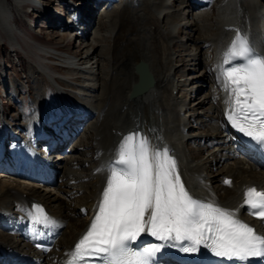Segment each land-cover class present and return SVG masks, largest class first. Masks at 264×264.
<instances>
[{"label": "bare ground", "instance_id": "6f19581e", "mask_svg": "<svg viewBox=\"0 0 264 264\" xmlns=\"http://www.w3.org/2000/svg\"><path fill=\"white\" fill-rule=\"evenodd\" d=\"M175 1L122 0L114 9L105 11L100 29H95L96 36L94 35L93 41L88 40L84 46L79 44L75 46V51L69 52L67 45L47 48L32 37L29 41L30 34L22 33L18 27L22 18H30L24 11L26 6L35 7L34 13L39 14L40 18L41 15L43 18L47 16V12H41L44 1L0 0V46L9 44L13 53L19 51L17 53L29 61V75L34 77L35 84L39 83L35 76L38 73L44 74L50 80L56 91L54 108L59 107L58 111L78 109L84 116L86 114L89 125L74 147L69 148L73 154L64 158L60 164L66 182L64 186L60 185L62 188L59 193L52 190L49 193L44 192V189L28 181L30 174L27 170H22V173L0 166V211L12 208L17 213L23 202L38 199L46 203L56 215L61 214L65 223L69 220L68 227L53 252L55 261L52 264H64L70 255L73 242L89 228L94 202L101 197L99 191L107 182L104 167L113 156L116 145L132 130L142 129L155 145L163 144L172 148L179 157L178 163L183 171L180 178L184 180L186 190L201 202L218 203L219 207L226 209L243 201L239 192L241 186L253 184L264 188V170L258 169L252 161L249 163L238 160L225 164L224 157H230L236 147L230 139L227 143L224 133L218 131L222 125L215 122L219 120L216 119L218 116L221 117L225 105H228L225 96L227 92H224L225 82L221 74L226 71L221 65L224 58H220L215 52L224 42H232V34H237L238 30L244 28L245 20L234 16L235 11L227 15L223 12L214 15L204 12L195 20H188L193 8L192 2ZM101 3L100 11L92 13L95 14V19L96 14L109 7L112 1L105 0L104 3L103 0ZM80 9L82 11V7ZM47 10L50 14L51 7ZM91 16L85 19L82 13L79 17L75 16L79 25L82 22L84 24L80 26L83 32L86 30L84 41L94 34L91 31L98 22L94 26L90 25L93 20ZM226 20L230 23L226 24ZM110 24L112 29L104 30V25L109 27ZM52 26L55 24L46 27ZM73 27L76 28L75 25ZM64 30L60 33L56 29V32L62 34ZM34 32L38 34L36 29ZM80 33L74 34L78 43L82 42H79ZM182 33L186 34L184 39L179 37ZM69 36L61 35L62 39H68ZM188 43L194 44V48L190 49L191 53H188ZM255 43L264 53V19L258 23ZM178 47L187 50L186 54L180 55ZM255 49L258 50L256 47ZM206 50L210 53L204 58L205 70L197 72L200 61L203 64L201 55ZM180 56L182 59L178 61ZM31 58L37 60L32 62ZM190 59L195 62L190 63ZM141 64L145 66L150 77L147 82L152 81V84L144 93L132 97L134 86L139 82L137 67ZM50 65L63 73L49 72L47 67ZM190 66L196 67L192 71ZM190 71L196 74L188 77ZM5 81L6 78L0 76L3 86L7 85ZM12 89L16 101V92L21 94V89L19 86ZM202 92L206 93L201 98ZM71 95L77 96L76 99L83 102L84 107L73 105L75 102L70 100ZM49 100L41 93L36 94L34 100H31L32 103L30 102L32 107L29 105V111L22 112L21 119L35 122L40 118V124L47 123L49 112H55L50 108ZM191 100L195 101L193 106L190 104ZM190 109L191 112L188 111ZM91 118L93 119L89 120ZM208 119L216 125H207ZM16 121L21 123L19 119ZM186 128L200 135L199 141L205 137V142L213 151L192 148L189 143H197L198 139L191 137L192 133L187 132ZM84 153L91 156L84 157ZM215 167L218 168L216 172ZM224 176L234 178L235 182L223 194L220 191V182ZM209 184L212 187H208ZM60 193L65 194L71 201H64L65 198ZM75 195L78 199L74 198ZM67 208L72 215L76 214L73 211H77L82 218L70 215L66 218L67 214L64 215V212ZM80 208H83L84 215ZM0 235H4L0 237V250L19 247L18 241L3 231Z\"/></svg>", "mask_w": 264, "mask_h": 264}, {"label": "snow or ice", "instance_id": "6c2138e0", "mask_svg": "<svg viewBox=\"0 0 264 264\" xmlns=\"http://www.w3.org/2000/svg\"><path fill=\"white\" fill-rule=\"evenodd\" d=\"M233 60L241 62L222 73L231 102L227 119L251 138L249 147L264 154V57L237 32L224 62ZM109 173L98 214L77 242L69 264H156L155 254L162 248L196 252L200 245L216 257L242 264L264 258V236L236 218L234 211L191 197L168 149L150 155L147 137L127 135ZM244 197L249 214L264 220V192L252 187ZM35 211L43 213L40 207ZM145 231L164 243L137 250L133 244Z\"/></svg>", "mask_w": 264, "mask_h": 264}, {"label": "rangeland", "instance_id": "374dc122", "mask_svg": "<svg viewBox=\"0 0 264 264\" xmlns=\"http://www.w3.org/2000/svg\"><path fill=\"white\" fill-rule=\"evenodd\" d=\"M39 1H44L43 3L45 4L44 5V7H42L41 8V12H47V16H49V10H47V8L52 4V2H53V0H39ZM90 1H93V0H87V3L86 4H84V6H82V5H80L81 7H82V9H83V12L84 13H86V10H84V9H86L88 6H90V4L92 3V2H90ZM97 1V0H96ZM100 1V2H99ZM112 1V3L110 4V6H109V8H108V11L109 10H111V5L112 6H114L115 4H118V0H111ZM80 2H81V0H80ZM97 2H99V5H102L103 3H101V2H103V0H98ZM108 2V1H107ZM175 2H177V0L175 1ZM9 3H11V1H9ZM75 3V2H74ZM104 3H105V0H104ZM81 4V3H80ZM98 4V3H97ZM176 4V3H175ZM106 6V5H105ZM80 7V8H81ZM84 7V8H83ZM27 9H29V7L28 6H26L25 8H24V11L25 12H27ZM193 10V8L191 9V11ZM74 11H76V9H74ZM98 11H100V9L99 10H91L89 13H87V17L88 16H91L92 15V13L94 12V13H96V12H98ZM28 13V12H27ZM30 15V18L29 19H23L22 18V20L21 21H19V23H18V27H19V29H20V31H22V33H27V34H30V36H29V38H28V40L32 37L33 39H36L37 41H39L40 43H41V45H46L47 46V48H51V47H58L59 45L60 46H66L67 45V51H69V52H71V51H75L76 49H75V46H79V44H81V46H84V44L88 41V38L87 39H85V41L83 40L81 43H78V41H77V39L74 37L75 35L74 34H77V33H80L81 32V30H78V28L76 29V28H74L73 26H74V23H71L72 21H68V27L67 28H65V30H64V33H62V34H68V35H70L69 36V38L68 39H62V37H61V35L62 34H58L57 32H56V29H58L57 28V26L55 25V26H52V27H46L45 26V24H46V22H44V21H42L44 18H43V16L41 15V17L43 18H40V15L39 14H37V13H34L33 15L35 16L34 18L35 19H33V20H31V15L32 14H29ZM97 16H96V19H95V14H93L91 17H93V20H92V23L90 24V25H92V26H94L95 24H96V21H98L97 22V24L94 26V29H92V33H93V31L94 32H96V28L97 29H100V27H101V22H102V17H103V15H102V17L101 18H97V17H99L100 15H101V12H99L98 14H96ZM191 12H190V14L188 15V20H191L190 18H191ZM75 16H80V14H78V15H75ZM117 16V15H116ZM33 17V16H32ZM86 17V18H87ZM33 21V22H32ZM118 22H120V21H118ZM117 22V23H118ZM78 24H79V22H78ZM113 24H115V23H113ZM50 25V24H49ZM119 25V24H118ZM119 26H121V25H119ZM118 26V27H119ZM112 24H110V26L109 27H106V25H104V30H110V29H112ZM32 28H34V29H32ZM37 30V33L38 34H36V32H34V30ZM117 29H119V28H117ZM91 33V34H92ZM80 35V34H79ZM185 36H186V34L184 33H182V34H180V39H184L185 38ZM76 37H77V35H76ZM78 38V37H77ZM32 39V40H33ZM76 39V40H75ZM29 41H31V40H29ZM90 41V40H89ZM88 43V42H87ZM91 43V42H90ZM109 44V43H108ZM86 45V44H85ZM188 45L190 46V48H188V53H191L192 51H190V49L193 47L194 48V44L193 43H188ZM205 46V45H204ZM203 48V47H202ZM15 50H17V49H15ZM177 50L180 52L179 54L180 55H184V54H186V52H187V50H184L183 48H181V47H178L177 48ZM192 50V49H191ZM18 53H19V51H17ZM17 52H15V53H13V50L11 49V47L9 46V44H4V45H1L0 46V65H1V68H0V71L2 70V68H4V70H2L1 72H3L4 74H5V72H6V68H5V65L7 64V65H9V67H7V72H8V74H9V68H11L10 69V79H11V81H14V82H12L11 84H10V81H9V79H8V77L6 78V83H7V87L11 90V88H14V86H19L20 87V89H21V94H22V91H23V87L26 89V88H28L29 86H30V89L33 91V94H34V97H32V99L34 100V98L36 97V94H38V93H41L40 92V89L38 88L39 86H43V84H42V82H41V80L43 81V77L42 76H44L45 77V75L44 74H42V73H38V74H35V76H36V79H37V81H39V83H37L36 82V84H35V81H34V77H31L30 75H29V61L28 60H25L22 56H20ZM201 57H202V55H201ZM38 59H41V58H38ZM182 58H181V56H180V58L178 59V61H180ZM202 65H201V61H200V64H198L199 66H198V69L196 70L197 72H201V71H204L205 70V62H204V58L202 57ZM37 60V58H31V61L33 62V61H36ZM44 62H45V60H44ZM195 61L192 59V61H191V59H190V63H194ZM195 65V64H194ZM196 67V66H195ZM195 67H191L190 66V68L192 69V71H193V69L195 68ZM48 68V70H49V72H52V73H55L56 74V72H60V73H63L61 70H59V69H57V67H53V66H48L47 67ZM1 72H0V76H1ZM191 74V75H190ZM193 74V75H192ZM196 74V73H195ZM194 74V72H191L190 71V73H188V77H190V76H194L195 75ZM3 76V75H2ZM15 78H17L16 80H14ZM16 82V83H15ZM28 83V85L26 86L25 84L26 83ZM41 82V83H40ZM51 83V82H50ZM13 85V86H12ZM44 85H48L47 83H46V81H45V84ZM38 86V87H37ZM32 87V88H31ZM35 88H36V90H35ZM55 90V89H54ZM42 92H43V90H42ZM56 92V91H55ZM75 92V91H74ZM45 93H46V90H45ZM77 93V92H76ZM203 93V92H202ZM206 93V92H205ZM205 93H203L200 97L202 98L204 95H205ZM21 94H20V92H16V96H15V98L16 97H18V99L16 100V102H15V105H14V107L16 108V109H18V107L20 106V102L22 101V100H20L19 99V97L21 96ZM42 94V93H41ZM1 95H3V93L1 92ZM44 95V94H43ZM71 96H73V95H71ZM23 97H24V100H26V104L28 105L29 104V102H30V93L29 94H27V93H25L24 95H23ZM77 96H75V98H76ZM199 97V99H201ZM198 99V100H199ZM194 100H191L190 101V104H191V106H193L194 105ZM31 103H32V101H31ZM31 103H30V107H32V105H31ZM19 109H22L21 107L19 108ZM23 110V109H22ZM52 110H54V111H58L59 110V108L58 107H55V108H53ZM25 111V110H24ZM28 111H29V109H28ZM28 111H25L26 113L28 112ZM189 112H191V109L190 110H188ZM10 114H11V116H13L14 118H15V115L17 114V111H13V107L11 106L10 107ZM23 112V111H22ZM22 112H20L19 111V113L16 115V117L19 119V121L20 122H22L23 121V119H21V114H22ZM201 112V111H200ZM185 113V112H184ZM186 113H188V112H186ZM193 125H195V124H193ZM192 125V126H193ZM196 126V125H195ZM187 129V128H186ZM189 129V128H188ZM188 129H187V132H190V131H188ZM192 130V129H191ZM24 132V131H23ZM193 133H194V131H193ZM191 134V133H190ZM190 144V146H191V144L192 143H189ZM188 147H189V145H188ZM189 148H191V147H189ZM193 148V147H192ZM188 151H189V149H188ZM88 156H91V155H88L87 153H84V157H88ZM77 157V156H76ZM1 173V172H0ZM64 184H65V182H64ZM64 184H62L61 186H64ZM60 186V188H58L57 189V192L56 193H59L58 191H60L61 190V187ZM61 194V193H60ZM65 195V194H64ZM60 196H62V194L60 195ZM66 196V195H65ZM65 196H63L62 198H65V200L64 201H66L67 200V198L65 197ZM82 196V195H81ZM74 198H77L78 199V197L75 195V197ZM69 199V198H68ZM68 201H71L70 199L68 200ZM67 202V201H66ZM73 213L75 214L74 216L72 215V213H66L67 214V217L66 218H69L68 216L70 215V217H74V218H79V216L82 218V216H81V214L80 215H78V212L77 211H73ZM70 220H71V218H70ZM0 232H1V230H0ZM2 236H4V235H0V237H2Z\"/></svg>", "mask_w": 264, "mask_h": 264}]
</instances>
